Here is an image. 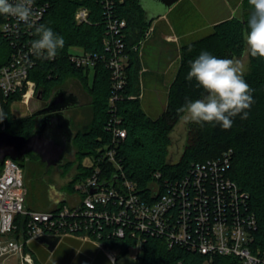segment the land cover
I'll use <instances>...</instances> for the list:
<instances>
[{"label": "trees", "instance_id": "obj_1", "mask_svg": "<svg viewBox=\"0 0 264 264\" xmlns=\"http://www.w3.org/2000/svg\"><path fill=\"white\" fill-rule=\"evenodd\" d=\"M36 4L45 6V12L40 22L50 27L65 40L63 49L58 50L54 59H44L36 56V65L30 70V78L37 84V93L42 92V102L46 106L52 93L60 88H67L66 81L75 79L70 90L83 95L84 101L79 107L71 110V124L75 130L73 145L75 160H68L60 166H75L76 173L68 183L69 192H76L75 185L91 175L98 162V157L112 140L111 126L118 125L126 130V136L119 142L117 158L123 165V171L130 180L137 183L138 192L142 195L150 190L155 180V173L162 177L180 178L193 163L216 158L224 153L231 154L230 176L242 189L249 193L251 209L257 217V230L252 248L255 252L264 253V59L249 55V67L243 73L245 81L252 89L253 103L247 109V117L240 115L233 118L232 127L228 130L219 124L189 123L185 148L177 161L169 159L172 145V132L181 121L177 109L188 100L202 98L206 93L197 86L195 79L188 81L190 62L202 52H209L218 58L235 59L246 51L244 36L247 31V21L253 11L248 0H234L233 7L241 5L242 16L225 17L222 14L224 2L209 5L207 0H181L171 11L174 24L184 34L190 28L184 27L185 19L195 14L203 16V23L211 24L212 31L197 39L185 41L180 50V63L175 78L167 93V102L163 111L155 118L143 108L141 100L140 74L142 57L140 45L149 35L152 22L146 21L145 11L140 0H112L109 6L106 0H34ZM217 1V0H216ZM240 2V3H239ZM239 3V4H238ZM89 10L86 22L76 20L79 7ZM225 17V18H223ZM123 19L126 26L121 30L125 41V51L129 55L127 66V82L119 89L117 98L112 87L111 71L106 61L98 60L94 67L77 66L70 59V50L78 46L87 53L97 54L107 58L110 55L105 39L112 36L109 22L112 19ZM220 19V20H219ZM4 16L0 15V68L7 64L16 50L18 41L1 29ZM33 26V40L35 35ZM193 31V29L191 28ZM190 30V31H191ZM180 33V34H181ZM191 33L189 32L190 36ZM187 37V36H185ZM68 89V88H67ZM21 98V93L11 94L3 98L5 110L8 104ZM9 130L14 134L28 136L37 126L38 116L12 120L6 114ZM115 117L120 119L117 122ZM0 121V129L1 128ZM89 157L91 165H86L84 159ZM25 160L31 161V174L35 175L46 168L37 155L30 153ZM23 167L24 163L19 162ZM45 166V167H44ZM107 171L114 168L109 164ZM50 168V167H49ZM48 168V169H49ZM3 164L0 165V173ZM45 171V170H44ZM43 171V172H44ZM34 177V176H33ZM116 175H113L115 178ZM61 202L62 203H65ZM17 228L12 233L16 238L26 239L28 216L18 214L15 219ZM135 239L126 235L124 238H110L107 244L120 246L117 258L128 252L130 244ZM29 250V246H25ZM203 256L192 251L174 247L170 249L165 241L157 237H148L144 245V253L139 264H201ZM34 264H42L39 261ZM214 264H241L233 256H216Z\"/></svg>", "mask_w": 264, "mask_h": 264}, {"label": "built area", "instance_id": "obj_2", "mask_svg": "<svg viewBox=\"0 0 264 264\" xmlns=\"http://www.w3.org/2000/svg\"><path fill=\"white\" fill-rule=\"evenodd\" d=\"M105 2L108 6L113 3L112 0ZM32 7L36 13L35 26L43 17L45 6L34 1ZM88 18V8L79 7L76 20L86 22ZM125 26L123 19L110 20L112 36L105 39L110 52L107 58L87 53L78 46L70 50V59L77 66L94 67L100 57L106 61L115 91L111 101L127 82L129 55L121 36ZM1 29L15 36L14 41L20 44L9 62L0 68V99L21 93L22 101L28 103L37 94L35 81L30 78V70L37 62L36 55L30 51L33 27L4 16ZM114 119L120 122L118 117ZM111 132V143L97 158L92 174L75 185L74 205L69 203L72 198L47 210L28 208L23 167L10 157L5 159L0 173V255L19 253L24 264H34L32 253L25 250L31 239L76 235L95 242L116 263L121 247H112L107 240L128 235L135 243L129 245L127 253L133 249L132 257L138 263L147 238L152 236L163 239L170 249L178 247L202 255L201 264H214L215 257L220 255L236 257L241 264H264V253L252 248L257 217L251 209L249 193L230 176V153L193 163L180 178L162 177L157 172L150 190L142 195L137 183L126 177L117 158L118 145L126 130L114 125ZM109 164L114 168L111 172L107 171ZM113 175L116 181L110 184ZM102 182L108 184L92 192ZM18 214L28 216L26 239L12 235L17 228Z\"/></svg>", "mask_w": 264, "mask_h": 264}, {"label": "rangeland", "instance_id": "obj_3", "mask_svg": "<svg viewBox=\"0 0 264 264\" xmlns=\"http://www.w3.org/2000/svg\"><path fill=\"white\" fill-rule=\"evenodd\" d=\"M204 1V0H202ZM209 5L221 4L224 2V9H222V14L225 17L232 16H242V8L239 5L237 8L233 7L234 0H207ZM242 1V0H239ZM240 3V2H239ZM238 3V4H239ZM190 17L188 20L185 19L184 27L189 29V32L182 34L176 25L174 24V15H168L165 17H159L154 19L150 27L151 34L147 35L142 40L140 45V55L142 57V69L140 74V84H141V100L143 108L146 112L153 118L157 117L165 108L167 102V93L172 80L176 76V72L180 61V50L182 44L187 40L197 39L205 34L212 31L211 24L203 23L205 18L203 16H198V13ZM223 17V18H225ZM220 20V19H219ZM193 29V31L191 30ZM191 30V31H190ZM149 32V33H150ZM181 33V34H180ZM187 36V37H185ZM169 44L167 52L169 54L168 59L164 58L159 54L160 46L164 43ZM170 48V49H169ZM170 51V53H169ZM158 54L160 57H158ZM234 60H240L243 64V73H245L249 67V54L247 51ZM161 61V62H158ZM34 81V80H33ZM75 79L69 78L66 81L67 88L70 89L72 84H75ZM36 88L37 84L35 82ZM37 91V89H36ZM81 102L84 101L83 95L80 94ZM45 105L41 98L37 97L31 98L28 103H24L21 98L15 99L8 104V110H5L4 101L0 99V119L1 128H9V122L7 121L6 114H10L12 120H20L25 117H30L33 113ZM189 123H185L181 120L172 132V145L169 150V159L171 161H177L186 145L187 140V128ZM68 160H75L76 156L69 154L65 158V162ZM23 171L25 177V184L27 187V203L33 208L46 209L49 204V188L52 185L55 186L57 191H64L66 193L67 199H72L69 203L75 204V199L77 197L76 192H69L67 186L70 182L72 176L76 173L75 166H53L51 168H44L43 171L35 175L31 174L30 170L32 168V163L29 160L23 161ZM86 165H91L89 157L84 159ZM45 167V166H44ZM34 176V177H33ZM55 206V204L53 205ZM133 249L129 253L118 258L116 264H139L137 259L132 257ZM0 264H24L23 257L19 253H9L7 255H0Z\"/></svg>", "mask_w": 264, "mask_h": 264}, {"label": "clouds", "instance_id": "obj_4", "mask_svg": "<svg viewBox=\"0 0 264 264\" xmlns=\"http://www.w3.org/2000/svg\"><path fill=\"white\" fill-rule=\"evenodd\" d=\"M253 11L247 21L244 36L246 51L251 57L264 59V0H248ZM34 0H0V15L14 17L18 22L34 26ZM37 36L31 42L30 51L37 57L54 59L58 50L63 49L65 40L50 27L43 24L35 26ZM240 60L218 58L209 52H202L190 62L186 79H195L198 87L206 95L188 100L177 109L180 119L185 123L219 124L222 129L232 127L233 118L240 115L246 118L247 109L253 103L252 89L243 76ZM2 119V117H0Z\"/></svg>", "mask_w": 264, "mask_h": 264}, {"label": "water", "instance_id": "obj_5", "mask_svg": "<svg viewBox=\"0 0 264 264\" xmlns=\"http://www.w3.org/2000/svg\"><path fill=\"white\" fill-rule=\"evenodd\" d=\"M181 0H140L145 11L146 21L151 22L160 15H165ZM37 97H42L41 90ZM81 97L73 90L60 87L50 96L48 103L43 108L34 112L38 116L37 126L28 136L14 134L6 129H0V165L10 157L18 162H23L26 156L34 153L47 167L57 166L64 162L67 155L75 153L73 140L75 131L71 124L69 109L81 105ZM116 177L109 181L113 184ZM102 182L92 189L98 190ZM49 190V198L54 204L66 201V193L57 191L54 185ZM60 236H41L39 240L46 243L53 250L60 240Z\"/></svg>", "mask_w": 264, "mask_h": 264}, {"label": "crops", "instance_id": "obj_6", "mask_svg": "<svg viewBox=\"0 0 264 264\" xmlns=\"http://www.w3.org/2000/svg\"><path fill=\"white\" fill-rule=\"evenodd\" d=\"M170 11L165 15H160L159 17L168 16ZM149 34H151V32ZM160 47L161 48L159 50V54H161V56H164V58L168 57L169 54L167 52V49L169 47V44L165 42ZM159 54L158 57H160ZM74 108L69 109L67 112L71 115V110ZM53 205V201L49 199L48 207L45 210L52 208ZM26 206L31 209H37L28 204L27 200ZM60 237V240L53 250H50L46 243L39 240V237L33 238L28 243V251L32 253L34 260L39 261L42 264H116L113 263L108 258L105 251L92 240L84 239L76 235H64Z\"/></svg>", "mask_w": 264, "mask_h": 264}]
</instances>
